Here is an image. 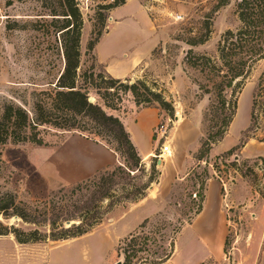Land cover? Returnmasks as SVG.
<instances>
[{
  "label": "rangeland",
  "instance_id": "1",
  "mask_svg": "<svg viewBox=\"0 0 264 264\" xmlns=\"http://www.w3.org/2000/svg\"><path fill=\"white\" fill-rule=\"evenodd\" d=\"M77 1L87 21L82 30L79 73L91 69L93 58L102 71L105 65L89 44L96 32L103 34L113 23L109 6L122 0ZM125 1H130L129 16H134V8H144L152 45L149 56L126 78L155 83L167 101V105H137L131 94H123L120 109L112 112L130 135L139 138L141 148L146 145L150 155L141 156L144 169L126 178L117 176L111 200L122 204L84 235L19 243L13 234H0V264H126L124 248L129 240L141 245L147 237L150 247L163 245L169 255L156 264H264V78L259 86L264 58L240 80V89L233 87L237 114L224 138L204 152L203 143L214 124L210 107L215 94L208 77L186 60L190 49L217 58L223 34L242 25L239 0ZM58 6V0H0V103L13 99L33 114L36 95L57 81L63 69L62 56L54 48L60 44L59 23H52L49 14ZM125 29H116L114 42L120 43L122 37L130 45L144 40L142 34ZM111 37L105 43L109 44ZM194 40L205 42L191 45ZM201 85H209L206 89L211 92ZM228 93L234 99V93ZM90 100L101 102L94 93ZM40 131L42 145H0L4 162L0 185L27 203L48 199L62 186L78 182L70 178L72 167L69 161L64 162V151L84 144L67 139L70 135L80 133L108 146L78 131L51 126H41ZM164 145L170 146L169 153L162 152ZM117 154L119 161L112 167L124 163L123 156ZM152 176L155 179L142 199L124 198ZM208 190L211 203L206 205ZM110 202L104 201L106 205ZM200 204L202 211L207 206V217L196 214ZM3 222L29 228L16 218ZM219 225L226 231L222 248L209 249V240L201 239L202 233L207 231L216 238ZM156 256L161 255L138 251L129 264H153L150 262Z\"/></svg>",
  "mask_w": 264,
  "mask_h": 264
},
{
  "label": "trees",
  "instance_id": "2",
  "mask_svg": "<svg viewBox=\"0 0 264 264\" xmlns=\"http://www.w3.org/2000/svg\"><path fill=\"white\" fill-rule=\"evenodd\" d=\"M58 3L59 6L49 15L53 17L52 23H59L57 31L60 44L54 48L62 56L63 69L57 81L53 83L54 86L36 95L33 114L13 99L0 103V145L9 142H32L42 145L44 141L40 127L51 126L87 133L97 141H105L112 150L123 156L124 163L100 169L70 187L62 186L48 199L36 203L19 200L15 192L4 190L0 185V234H13L19 243L84 235L98 225L115 206L122 204L111 200L114 196V186L118 184L117 176L123 174L126 178L135 171H142L144 163L124 123L112 112L120 109L123 94H131L137 105H167L155 83L149 84L147 80L142 79L132 81L131 78H116L107 72L105 67L98 71L95 58L91 69L81 75L79 69L82 57L83 15L77 0H58ZM124 3L125 0L116 1L109 7L113 9ZM237 6L242 25L236 31L228 30L223 34L218 44L217 58L196 54L192 49L186 57L190 66L201 70L212 82L211 87L215 94L210 107V112L214 113V124L212 132L203 143L202 152L221 141L228 132L238 110V99L233 87L240 89L243 85L240 80L245 79L253 66L264 58V0H239ZM101 35L100 31L96 32V37L89 44L90 50L94 49ZM203 42L205 41L194 40L190 44ZM263 78L264 72L260 77L259 86ZM206 86L209 85H201V88L210 93L211 90L208 91ZM229 90L234 93V99L229 98ZM92 93L97 95L101 102L91 101ZM256 103L254 99L252 119ZM3 163L0 154V176ZM151 169L154 170V166ZM154 179L152 176L149 182L126 193L124 198L132 201L142 199ZM204 199L203 195L202 200ZM106 200L111 202L106 205ZM202 209L200 204L196 214ZM13 218L20 219V222L29 228L24 229L3 222ZM147 223L148 219L144 221V224ZM148 241L149 237L140 245L131 244L129 240L124 248L126 264L142 250L161 255L151 260L150 263L153 264L169 258L163 245L150 247Z\"/></svg>",
  "mask_w": 264,
  "mask_h": 264
},
{
  "label": "crops",
  "instance_id": "3",
  "mask_svg": "<svg viewBox=\"0 0 264 264\" xmlns=\"http://www.w3.org/2000/svg\"><path fill=\"white\" fill-rule=\"evenodd\" d=\"M129 5L130 1H126V3L111 10L113 23L105 30L94 47V53L98 58V61L105 65L107 72H109L112 76L121 79L131 77L134 74L137 65L142 63V61L149 56L152 49V45L149 42V23L142 14L144 8H142V6L134 8L135 13H131L134 14V16H129L128 14L131 12ZM128 20L131 21L129 22ZM85 25H87V21H84V29ZM123 26L126 28V32L142 34V36H144V40L137 44L130 45L128 41L122 39L124 38L122 37L120 39V43L114 42V32L117 28H121ZM92 29L93 27L91 26L88 37L90 36ZM83 33L84 32H82V35ZM110 37L111 41H109V44L107 42L105 43V41ZM131 138L138 148L140 155L143 156V158L148 157L150 154L146 145L143 143L141 148V141L139 138H136L133 133ZM67 139H71V141L76 143L80 140L84 144V146H76L77 148L72 149L71 152L66 150L64 151V162L69 161L72 167V174L70 177L72 181L79 182L84 180L92 176L98 170L113 166V164H116L119 161V155L102 142H96L92 139H88V137L80 133H77V135H70ZM205 203L206 205L207 203H211L209 190L206 195ZM206 210L207 206L204 207V210L200 212L198 217L203 214L204 217H207V215H205ZM225 237L226 231L223 229L222 225H219L217 237H214L215 239L210 233H207V231H203L201 239L209 240L207 243L209 249L220 250Z\"/></svg>",
  "mask_w": 264,
  "mask_h": 264
},
{
  "label": "built area",
  "instance_id": "4",
  "mask_svg": "<svg viewBox=\"0 0 264 264\" xmlns=\"http://www.w3.org/2000/svg\"><path fill=\"white\" fill-rule=\"evenodd\" d=\"M179 17H180V16H179ZM161 150H162V152H163L164 154L169 153V152H170V146H169V145H164L163 148H162Z\"/></svg>",
  "mask_w": 264,
  "mask_h": 264
},
{
  "label": "water",
  "instance_id": "5",
  "mask_svg": "<svg viewBox=\"0 0 264 264\" xmlns=\"http://www.w3.org/2000/svg\"><path fill=\"white\" fill-rule=\"evenodd\" d=\"M118 264H121L120 262Z\"/></svg>",
  "mask_w": 264,
  "mask_h": 264
}]
</instances>
